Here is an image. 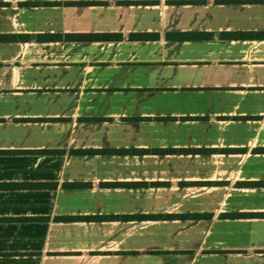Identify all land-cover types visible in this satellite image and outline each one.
<instances>
[{
    "label": "crops",
    "instance_id": "obj_1",
    "mask_svg": "<svg viewBox=\"0 0 264 264\" xmlns=\"http://www.w3.org/2000/svg\"><path fill=\"white\" fill-rule=\"evenodd\" d=\"M259 30L264 0H0V264H264V38L222 34Z\"/></svg>",
    "mask_w": 264,
    "mask_h": 264
},
{
    "label": "trees",
    "instance_id": "obj_2",
    "mask_svg": "<svg viewBox=\"0 0 264 264\" xmlns=\"http://www.w3.org/2000/svg\"><path fill=\"white\" fill-rule=\"evenodd\" d=\"M223 35L227 36H237V37H260L264 38V30L259 31H234V32H226L222 33ZM132 37L138 36V37H151L155 35V33L151 32H137V33H130ZM171 37H179V38H185L190 36H203L207 37L210 35L208 32H198V33H190V32H173L168 33ZM180 150H190V151H196V150H207L205 147H182L179 148ZM53 150V149H52ZM244 183H251V181H243ZM209 213L207 212H190V213H136L137 216H146V217H193V218H199V217H205ZM86 216V215H85ZM95 218L102 217L103 215H91ZM112 216H117L116 214H112ZM68 217H75V216H68Z\"/></svg>",
    "mask_w": 264,
    "mask_h": 264
}]
</instances>
